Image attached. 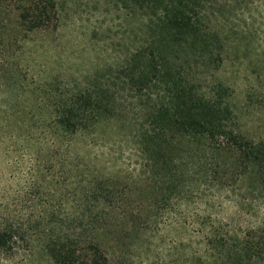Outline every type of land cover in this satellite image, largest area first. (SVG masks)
Returning a JSON list of instances; mask_svg holds the SVG:
<instances>
[{"label":"trees","instance_id":"trees-1","mask_svg":"<svg viewBox=\"0 0 264 264\" xmlns=\"http://www.w3.org/2000/svg\"><path fill=\"white\" fill-rule=\"evenodd\" d=\"M112 1L133 40L77 71L51 59L59 0H0V260L42 243L55 264H264V213L245 227L212 209L264 200V134L219 75L235 38L264 49V0ZM107 138L111 172L79 150Z\"/></svg>","mask_w":264,"mask_h":264},{"label":"rangeland","instance_id":"rangeland-1","mask_svg":"<svg viewBox=\"0 0 264 264\" xmlns=\"http://www.w3.org/2000/svg\"><path fill=\"white\" fill-rule=\"evenodd\" d=\"M59 1L63 5V18L66 22L62 31L56 36V40L52 42L50 51L51 59L56 62L55 64H65L62 68L70 64L74 70L82 71L109 64L112 57L123 53L125 40L128 38L133 40V17L112 0ZM256 27L261 29V32L255 43H260L261 48H264V21L261 26L256 24ZM111 39L113 44L110 45ZM235 42L236 44L230 47L231 52L219 75L234 88L233 101L243 112L245 127L252 133L264 134V49L255 52L251 44L249 48H245L250 39L240 42L235 38ZM238 48L242 50L243 57L236 55ZM2 116L0 114V118ZM113 143L107 138L104 141H96L91 147L80 144L79 150L89 151L99 166L111 172L116 165L113 159L116 144ZM2 147L3 145H0V171L6 170L5 179L9 177L12 167L6 169ZM127 151L121 153L128 157ZM226 196L222 202H216L212 208L218 219L232 220L246 227L264 213L263 198L250 191L235 190ZM156 236L157 239L162 236L165 240V244L160 243L157 250L167 251V243L171 236L169 228L160 229ZM175 251L185 253L184 247L179 245ZM160 255L157 253L153 256V260L158 261ZM167 259L170 257L168 256ZM0 264L55 263L47 255L42 243H35L28 251L19 250L11 259L0 260Z\"/></svg>","mask_w":264,"mask_h":264}]
</instances>
